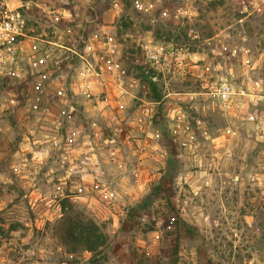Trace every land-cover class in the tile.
Here are the masks:
<instances>
[{
  "label": "rangeland",
  "instance_id": "rangeland-1",
  "mask_svg": "<svg viewBox=\"0 0 264 264\" xmlns=\"http://www.w3.org/2000/svg\"><path fill=\"white\" fill-rule=\"evenodd\" d=\"M136 2L22 0L30 39L0 73V264H264V0ZM156 45L186 57L151 71L158 98L139 77ZM81 55L135 78L119 128L78 104L72 89L91 72ZM87 155L110 187L93 182V210L80 211L65 170ZM79 231L104 236L106 256L71 252Z\"/></svg>",
  "mask_w": 264,
  "mask_h": 264
},
{
  "label": "crops",
  "instance_id": "crops-1",
  "mask_svg": "<svg viewBox=\"0 0 264 264\" xmlns=\"http://www.w3.org/2000/svg\"><path fill=\"white\" fill-rule=\"evenodd\" d=\"M93 55L95 58V62L93 61V64L98 65L100 57L97 55V53H95V51H93ZM81 57L86 59L90 65L91 69H89V71L91 70V72H88L85 76L82 78L80 76L79 78L78 88L81 84H83L87 91L81 92L79 95H77V98H80L78 99V104L82 105L83 103H86L88 108L91 106L96 107L99 109L100 113L102 111V114L106 116V120L113 129L119 128V125H122V123L125 121V115H127L126 113L130 111L129 103L137 97V92L135 90L137 83L135 78L129 77L117 67L118 64L113 63L111 60L99 65V69H95V67H93L92 61H90V58L87 55H81ZM94 82L98 83L104 94H90L88 90L90 88H88V85L92 86ZM147 83L149 86V82ZM86 98L88 100L90 99L91 101H87ZM81 100L82 104L80 103ZM141 100L145 102L144 99ZM96 102H98V104H96ZM100 105H103L102 110H100ZM149 108L150 107H147L145 103L138 105L137 109L134 111L137 115V122L146 121L145 116L148 115ZM70 151L72 153L75 151V149L72 148ZM72 154L76 155V152ZM62 155L67 158L70 157L69 154ZM90 157L91 155L86 156V158ZM98 186H102L104 189V184H98ZM108 186L110 187L109 184ZM108 189L109 188L107 187V190ZM109 191L111 194L115 192L114 189Z\"/></svg>",
  "mask_w": 264,
  "mask_h": 264
},
{
  "label": "clouds",
  "instance_id": "clouds-1",
  "mask_svg": "<svg viewBox=\"0 0 264 264\" xmlns=\"http://www.w3.org/2000/svg\"><path fill=\"white\" fill-rule=\"evenodd\" d=\"M4 3L8 5L10 8L20 6L19 0H14V3H11L10 0H4ZM62 3L68 4L69 0H62ZM136 6L137 8H143V5L139 3V0H137ZM61 15L67 22H72L75 19V17H73L70 11H62ZM11 19L14 22L13 24H0V44H3L6 40L10 38L9 34H20V26H22L24 23L23 19H21L18 14L12 16ZM16 22H18L19 26H17ZM86 51L92 53L93 49L87 48ZM0 59L3 58L0 57ZM29 63H32V61H29ZM40 63H43V61H40ZM33 68L38 69V65L33 64ZM3 71L4 68L0 67V73H2ZM14 75L20 76L21 74L19 71H17L16 73H14ZM83 75L84 73H80L81 78L83 77ZM21 79H23L22 76ZM91 87H92L91 85H88V88ZM72 91L74 95H79L81 92H86L87 89L83 84H81L79 88L74 87ZM64 102L68 104L69 107H71V101H69L66 96L64 97ZM102 109H103V105H100V110ZM89 112L96 114L97 110L89 108ZM100 114L102 115V111ZM47 156H48V152L45 151L43 153V157L39 153H37L35 159L37 161H40ZM89 169H91V172L89 171ZM65 172H66L65 179L75 177L76 188H78L80 191V194L77 195L74 189L72 194L67 197L68 203L72 204L74 207H77L78 210L80 211H85V209L93 210V205L95 202L89 199H85V197L89 195L87 192V188L91 186L93 182L99 181L100 184H104V193H98V194L103 196L105 193H107V187H108L107 182L104 178V172L101 170L99 161L95 160L94 157H90L89 161L84 162L82 166L72 164L68 169L65 170Z\"/></svg>",
  "mask_w": 264,
  "mask_h": 264
},
{
  "label": "built area",
  "instance_id": "built-area-1",
  "mask_svg": "<svg viewBox=\"0 0 264 264\" xmlns=\"http://www.w3.org/2000/svg\"><path fill=\"white\" fill-rule=\"evenodd\" d=\"M11 3H14V0H10ZM20 6L10 8L4 3V0H0V24H13L11 19L14 15H19L23 19L24 23L20 26V34H9L10 38L6 40L3 44H0V67L5 68L7 63H18V58L23 53L26 48L27 40L30 39V34L27 30V18L23 12L22 0H19ZM116 8H119V5L115 4ZM17 26L18 22H16ZM108 51L109 53L115 52L117 44L114 42V37L108 36ZM11 58V59H9ZM146 58L148 64L151 65L150 69H146V73L153 80H157V76L150 74L152 70L161 71L162 69H179L185 64V52L181 49H164L156 45L154 49L146 50ZM38 101H41V97H37Z\"/></svg>",
  "mask_w": 264,
  "mask_h": 264
},
{
  "label": "trees",
  "instance_id": "trees-1",
  "mask_svg": "<svg viewBox=\"0 0 264 264\" xmlns=\"http://www.w3.org/2000/svg\"><path fill=\"white\" fill-rule=\"evenodd\" d=\"M145 73L143 72V73L139 74L140 79L146 80L149 82V86H150V89H151L153 95H155V97L158 98L159 96L157 94L158 93L157 92V89H158L157 83L153 82L151 80V78L149 77V75L147 73L146 74ZM156 94H157V96H156ZM67 237L68 238H67V241H65V243L72 246V248H70V250L73 253L81 251L83 249H86V250L93 251L96 254H98V256H97L98 258H100L101 256L102 257L106 256V252L104 250H100V249H102L101 247L104 246V244H103L105 241L104 236L92 237L91 235H88L82 231H79L78 233H75V232L68 233ZM94 259H96V258H94Z\"/></svg>",
  "mask_w": 264,
  "mask_h": 264
}]
</instances>
